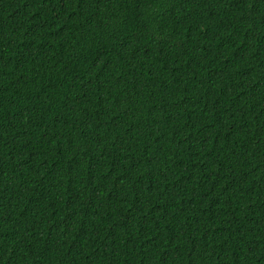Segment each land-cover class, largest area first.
I'll return each instance as SVG.
<instances>
[{"label": "trees", "instance_id": "16d2710c", "mask_svg": "<svg viewBox=\"0 0 264 264\" xmlns=\"http://www.w3.org/2000/svg\"><path fill=\"white\" fill-rule=\"evenodd\" d=\"M0 264H264V0H0Z\"/></svg>", "mask_w": 264, "mask_h": 264}]
</instances>
